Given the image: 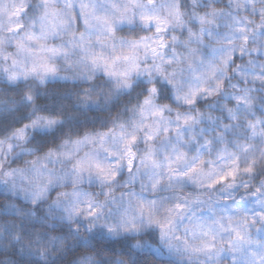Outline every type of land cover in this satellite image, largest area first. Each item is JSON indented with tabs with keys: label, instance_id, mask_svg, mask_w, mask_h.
<instances>
[{
	"label": "clouds",
	"instance_id": "1",
	"mask_svg": "<svg viewBox=\"0 0 264 264\" xmlns=\"http://www.w3.org/2000/svg\"><path fill=\"white\" fill-rule=\"evenodd\" d=\"M0 264H264V0H0Z\"/></svg>",
	"mask_w": 264,
	"mask_h": 264
}]
</instances>
